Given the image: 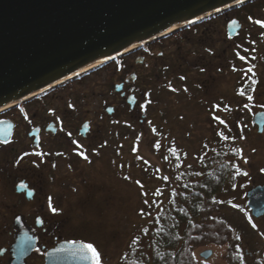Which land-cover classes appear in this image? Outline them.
<instances>
[{
  "label": "rangeland",
  "instance_id": "rangeland-1",
  "mask_svg": "<svg viewBox=\"0 0 264 264\" xmlns=\"http://www.w3.org/2000/svg\"><path fill=\"white\" fill-rule=\"evenodd\" d=\"M238 6L205 17L208 22L200 28L212 32L210 53L205 55L203 46L191 45L186 49L185 65L177 62L178 30L166 35L156 46L165 50L166 65L161 68L150 62L141 66L140 101L134 111L123 105L113 83L127 70L123 64L131 60L130 54H123L120 63L115 59V69L111 65L92 67L45 89L44 99L38 97L25 105L33 121L47 115L67 125L90 117L110 125L108 118H100V111L105 103L115 101V142L97 153L89 151L87 159H62L36 167L49 170L53 177L46 187L53 191L52 208L57 211L52 218L59 238L83 239L100 253L101 263L115 264L133 246V238L139 234L143 238L154 214L178 187L177 178L197 169L202 158L224 147L228 154L236 151L228 157L236 159L242 173L223 197L221 215L240 234L247 259L264 258V214L253 216L247 205L248 191L264 183V129L259 132L253 122L254 113L264 109V62L250 55L259 36L255 37L256 27L245 12L236 13ZM249 7L245 5L243 10ZM224 12L244 19L243 32L230 42L224 39ZM258 12L261 15V10ZM249 74L257 82L250 93L241 94ZM182 76L185 79H180ZM249 96L253 98L249 100ZM20 103L0 111V115L18 121L17 141L0 149L3 167L10 151L21 149L26 142L25 128L30 120L19 111ZM18 164L24 173L34 167L27 159H19ZM7 170L14 175L12 168ZM2 171L6 170L0 167V210L11 203L5 195L11 197L13 190ZM23 206L32 209V205ZM44 208L47 210L46 204ZM2 225L0 222L1 229H7ZM206 248L213 251L207 259L200 255ZM226 248V244L211 243L199 246L196 253L211 264H224Z\"/></svg>",
  "mask_w": 264,
  "mask_h": 264
},
{
  "label": "water",
  "instance_id": "water-1",
  "mask_svg": "<svg viewBox=\"0 0 264 264\" xmlns=\"http://www.w3.org/2000/svg\"><path fill=\"white\" fill-rule=\"evenodd\" d=\"M247 1L0 0V111L123 55L135 45ZM240 28L237 18L227 23L229 36ZM122 86L115 83L114 89L120 91ZM136 100L134 93L127 96L132 108ZM106 111L112 112L113 107L107 106ZM253 122L262 132L264 109L254 113ZM13 129L11 118L0 117L1 140L8 141ZM46 129L56 131L55 123L50 122ZM39 130L35 127L29 132L35 142ZM17 187L20 190L26 185L18 183ZM247 205L253 216L264 214V183L248 191ZM16 227L10 251L14 264H24L25 256L35 249L36 234L21 217ZM86 245L62 239L47 249L43 264H94ZM212 252L206 248L200 255L207 259Z\"/></svg>",
  "mask_w": 264,
  "mask_h": 264
},
{
  "label": "flooded vegetation",
  "instance_id": "flooded-vegetation-1",
  "mask_svg": "<svg viewBox=\"0 0 264 264\" xmlns=\"http://www.w3.org/2000/svg\"><path fill=\"white\" fill-rule=\"evenodd\" d=\"M245 5H251V7L244 11L243 7ZM235 10L236 13L237 11L245 12L247 19L250 18L249 21H252L253 26L256 27V29H253L257 33L255 37L258 38L259 36V40H257L256 45L252 47L250 55L251 57H255L258 61L264 62V0H250L244 2L236 7ZM260 10L261 15H258V11ZM222 14L225 17L226 37H224V39L225 41L230 42L232 38H238V36H240V34L243 32L244 19L238 15H231L229 12H224ZM211 15L213 14L208 16ZM232 18H237L239 20L241 23V28L238 30L237 34L234 36H229L227 31V23ZM204 19L206 18L204 17L195 20L177 29V32L179 33L177 38L178 64H186L188 55L186 49L191 45L193 48L203 46L202 51H204L205 55L210 53L209 43H211L212 38H209V34L211 35L212 32H208L209 28L207 27L203 28L202 26L200 28V25L204 24V22H208ZM256 21H261L262 23L257 24ZM206 35L208 37H206ZM166 37V35L156 37L149 41L135 45L126 53H124L132 55V58L128 63L123 64L124 69L126 66L127 70L124 71L123 75L120 76L117 82L114 81L113 83L114 85L115 83H122L123 86L121 90L117 92H119L121 95V99L124 103L123 105L125 107L128 105L131 111H134L135 106L133 108L130 107L127 102V96L131 93H134L137 98L136 104H138L140 101L139 90L141 66L150 62H154L153 66L161 68L166 65V61L164 62L165 50L162 48H156V46L160 45ZM205 42L207 43L204 44ZM115 59L119 62V60L124 59V56L121 55L113 57L102 63L100 67L111 65L115 69ZM131 74H135L134 78L130 76ZM45 95L46 93H39L28 100L22 101L19 104L18 108L19 111H21V114L26 118L29 117L30 120L28 121L30 124H28L26 128L24 127L26 133V142L22 144L21 149L18 148L14 151H10L11 155L5 162L4 167L0 165L1 170H6L2 171V177L4 180L11 181L13 184V190L11 191L12 194H10L11 197H9L8 193L6 194L5 192H2V194H6H4L7 198L6 200L11 201V203H6L2 210H0V222L4 223L2 226L7 227V229L0 228V264H14V257L10 251V248L12 243L15 241V236L18 232L16 222L20 217L27 225L33 228L34 233L36 234L35 249L25 256L24 264H43L47 249L53 247L58 241L67 239L59 238L55 233V226L53 223L54 220L52 218V215L55 213L52 211L54 196L52 189L46 187L48 184H52L50 178L53 177L50 175L49 170H38L36 168L37 166L39 167L38 163L50 164L56 163L60 160L62 161V159H65L68 162L82 159L86 156V153H89V151L97 153L106 147L109 142H115V101L105 103L104 111H100V118H108V120L111 121L110 125L105 124L101 120L96 122L90 117H85L80 122L76 119L73 123L67 125L65 123H61L58 117H48L47 115L40 116L39 119L35 121L31 120L30 114L25 105L28 102L37 100L38 97L44 99ZM67 103H72V101L68 100ZM107 106H112L113 111L107 112ZM0 117L8 116L0 115ZM35 117H37L36 113H34L33 119H35ZM11 119L14 121L13 133L8 141H3L0 139V149L5 148L17 141V138L15 139V133L17 130L18 121L13 118ZM50 122L55 123L56 131L46 129ZM84 123H86V128L83 130ZM35 127H39L40 129L38 142H35L34 138L29 136V132ZM25 153H28V155H24ZM80 153H83V155ZM21 157H23L22 159H27L34 164V167H30L26 173H24V168H20L18 164L19 162L17 163ZM10 168L13 169V176L11 175L10 171L7 170ZM19 168L21 170L20 172L18 170ZM18 183H24L26 187L19 190L17 187ZM24 204H27L28 206L32 205V209L28 208L25 210L23 206ZM45 204L47 205V210L44 208ZM68 240H78L85 242L87 245L89 244L83 239ZM101 264L104 263L102 262Z\"/></svg>",
  "mask_w": 264,
  "mask_h": 264
},
{
  "label": "trees",
  "instance_id": "trees-1",
  "mask_svg": "<svg viewBox=\"0 0 264 264\" xmlns=\"http://www.w3.org/2000/svg\"><path fill=\"white\" fill-rule=\"evenodd\" d=\"M253 81L257 82L255 76L249 74L242 93H250ZM230 154L217 148L201 159L197 169L179 176L178 187L154 214L143 238L140 234L133 238V246L115 264H211L196 253L199 246L211 243L226 244L224 264H264V258L247 259L240 234L221 215L223 197L242 173Z\"/></svg>",
  "mask_w": 264,
  "mask_h": 264
},
{
  "label": "snow or ice",
  "instance_id": "snow-or-ice-1",
  "mask_svg": "<svg viewBox=\"0 0 264 264\" xmlns=\"http://www.w3.org/2000/svg\"><path fill=\"white\" fill-rule=\"evenodd\" d=\"M235 23V22H233ZM257 24H261V21H256ZM241 59H244L243 57H241ZM201 71H203V69H201ZM249 71H251V68H249ZM180 79H185V77H180ZM253 83H255V81H253ZM173 91H175V89H172ZM185 91H187V89L185 88ZM243 94V93H241ZM253 97L249 96L248 99L251 100ZM218 107V106H217ZM244 107H247V105H245ZM70 135V134H69ZM222 135V134H221ZM224 139H228V137H224ZM81 155H83V153H80ZM24 155H28V153H25ZM23 157H21L22 159ZM85 159H87V157H84ZM19 161H17L18 163ZM243 175H247L246 172L243 173ZM137 183L139 184L140 182L137 181ZM145 203H147V201H145ZM53 212H56L57 210L55 208L52 209ZM253 227H255V225L253 224ZM86 248L90 251L91 253V258L95 261V264H101V257H100V253L96 250V248L93 247L92 244H88L86 245Z\"/></svg>",
  "mask_w": 264,
  "mask_h": 264
}]
</instances>
